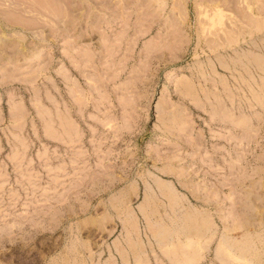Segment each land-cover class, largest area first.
Listing matches in <instances>:
<instances>
[{
	"label": "rangeland",
	"instance_id": "obj_1",
	"mask_svg": "<svg viewBox=\"0 0 264 264\" xmlns=\"http://www.w3.org/2000/svg\"><path fill=\"white\" fill-rule=\"evenodd\" d=\"M0 264H264V0H0Z\"/></svg>",
	"mask_w": 264,
	"mask_h": 264
}]
</instances>
